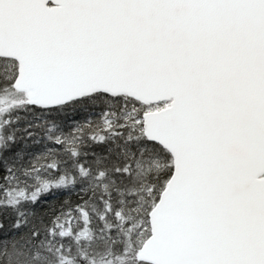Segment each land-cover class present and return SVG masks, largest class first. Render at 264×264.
Masks as SVG:
<instances>
[{
  "label": "snow or ice",
  "instance_id": "obj_1",
  "mask_svg": "<svg viewBox=\"0 0 264 264\" xmlns=\"http://www.w3.org/2000/svg\"><path fill=\"white\" fill-rule=\"evenodd\" d=\"M0 264H264V0H0Z\"/></svg>",
  "mask_w": 264,
  "mask_h": 264
}]
</instances>
